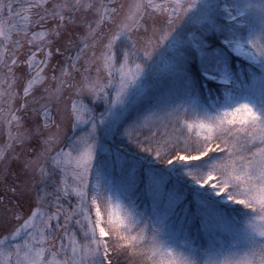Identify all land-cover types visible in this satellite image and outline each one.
<instances>
[{
	"label": "snow or ice",
	"instance_id": "snow-or-ice-1",
	"mask_svg": "<svg viewBox=\"0 0 264 264\" xmlns=\"http://www.w3.org/2000/svg\"><path fill=\"white\" fill-rule=\"evenodd\" d=\"M0 123V264H264V0H0Z\"/></svg>",
	"mask_w": 264,
	"mask_h": 264
},
{
	"label": "trees",
	"instance_id": "trees-1",
	"mask_svg": "<svg viewBox=\"0 0 264 264\" xmlns=\"http://www.w3.org/2000/svg\"><path fill=\"white\" fill-rule=\"evenodd\" d=\"M55 62V61H53ZM17 103H19V101H17ZM5 140V135H4V125L2 123H0V144L4 143ZM17 151H20L19 148H17ZM12 167L14 169L18 168V165L14 162Z\"/></svg>",
	"mask_w": 264,
	"mask_h": 264
}]
</instances>
